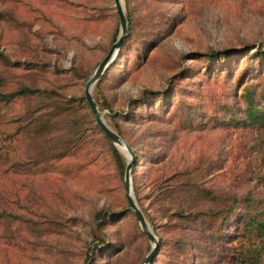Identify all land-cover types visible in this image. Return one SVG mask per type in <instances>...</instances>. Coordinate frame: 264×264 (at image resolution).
Returning a JSON list of instances; mask_svg holds the SVG:
<instances>
[{
  "label": "rangeland",
  "instance_id": "rangeland-1",
  "mask_svg": "<svg viewBox=\"0 0 264 264\" xmlns=\"http://www.w3.org/2000/svg\"><path fill=\"white\" fill-rule=\"evenodd\" d=\"M121 3L128 52L99 83L109 109L94 97L100 78L92 95L136 156L134 197L159 241L153 264H264V240L239 226L248 200L249 212L264 209V124H235L242 113L223 109L240 104L236 80L252 53L264 74V0ZM119 28L114 0H0V264H139L149 252L125 169L82 98ZM23 86L53 93L1 98ZM26 117L30 127L50 120V131L27 135ZM76 120L82 145L54 161L66 170L42 172L41 156L68 144Z\"/></svg>",
  "mask_w": 264,
  "mask_h": 264
},
{
  "label": "trees",
  "instance_id": "trees-1",
  "mask_svg": "<svg viewBox=\"0 0 264 264\" xmlns=\"http://www.w3.org/2000/svg\"><path fill=\"white\" fill-rule=\"evenodd\" d=\"M126 18L128 19V16ZM128 36L126 37L122 46L120 47L114 61L123 59L126 56V54L128 52L126 49V46H127L126 42H127ZM153 42H155V40H153L151 42V44ZM250 50L251 49L246 50L247 51L246 54L249 53ZM223 52L224 53L219 54V56H222V57L228 56L229 57V56H234L236 53H238L234 49L228 50L227 53H226V50ZM256 52H263V50H262V48H258L256 50ZM216 54L217 53H213V56L214 55L216 56ZM213 56H210V57H213ZM262 57L263 56L254 55V53H252V55L249 57V60L247 62L248 65L242 67V69L240 70V73L238 74V78L236 80L237 85L239 83H241L242 78L244 79L243 84H241L243 86H241L237 92V96H238L237 98L239 99L240 104L237 106L234 104L229 105L228 103H226L223 107L225 112H227V113L232 112V115H235V109L238 110L240 113H242V116H241L242 118L232 117V119H230L231 121H234L235 124H241L242 123L245 125H252V126H256V125L261 126L262 124H264V108H260V106H259L260 105L259 103L264 104V84H262L260 86H255L253 84V83H256L257 81H259V82L262 81L264 83V74L261 75L262 73L260 72V68L258 69L257 72H254L252 70V66H250L254 62H259ZM105 73H107V72H105ZM105 73L103 74L102 78L105 76ZM102 78H100V80L95 85L94 97H95L97 103L102 108H108L109 109V106H108V104H107V102H106V100H105V98L101 92L100 86H99V83L102 82ZM240 89H242L241 93H240ZM35 93L41 94L42 96H45L46 94L52 95L53 91H47L45 89H36V88H30V87L23 86V87L17 88L16 90H14L12 92H9L7 94H2L1 98L5 101H9V100L15 99L16 97H19V96H28V95H32ZM82 98H83V100H85L84 96H82ZM133 103H135V102H133ZM139 104L140 103H138L136 105H139ZM142 104H144V103L141 102L140 105H142ZM132 105H134V104H132ZM56 108H57V106H56ZM90 115L92 116V113H90ZM122 115H123V113H122ZM233 119H235V120H233ZM24 120L29 122L28 125H27V123H25V125H24L25 128L22 126L25 129L26 134L29 136L30 135L32 136V134L34 135L35 133H39V134L43 133L44 134V133L50 131V127H49L50 126L49 125L50 120L38 117L33 122H39V123H35L32 127H30V125L32 123L31 119H28L26 117ZM113 123H114V125H112V128L116 132L121 134L119 131V127L116 124V122H113ZM70 126H71V131H70V134L68 133V135H69L68 144L66 142H64V146L62 147V149H60V151L54 157H50V155H48V154L41 156V158H46V159H42L41 161H39V164H36V165H41L40 168H41L42 172H53V171H55V169H59L60 166H61V170H66L64 165L54 163V161H57L59 159H62L64 157L68 156L69 152H71V151L74 152L75 148L77 149L78 146L82 145L83 140H84V136H85V133L87 130V128L84 126L82 120H76L75 122H72V124H70ZM93 128L98 133H100L101 136L105 140H107L109 142L111 154L114 157L115 162H117L120 171L123 172V170L125 169V160H124V157L122 156V154L120 153V151L109 141L110 139L108 138V136L96 124H93ZM18 134H19L18 131L14 132V134H13V137H15L14 141L20 140L21 135H18ZM0 155H4V154H0ZM7 160H8V158H7ZM3 165H5V164H3ZM14 165L15 164L13 163V165H11L10 167H12ZM22 165H23V163L20 164V166H22ZM33 167L28 168V169H33ZM23 171L26 173L28 172L26 168H24ZM249 202L250 201L248 200V202L246 203L247 211L245 214H243V216H241V218L239 220V226H240L241 222H243L244 223L243 229L247 233L252 232V233H254V235H256L257 237H260V239L264 240V209H262V210L257 209L256 212H249L248 211L250 208ZM227 212L234 213L233 206H230L228 208ZM223 217H225V214ZM100 218H103V215L98 212L96 214V219L100 220ZM98 239L101 241V244H94L95 252H97L100 249L99 247L101 245L103 246L105 244V239L101 238V236H99ZM179 249H180L179 250L180 252L184 253L183 248H180V246H179ZM155 257L156 256H154V259L150 264H153L154 260L156 259ZM90 258H91L90 255L87 256V261H89ZM181 261H182L181 264H186L184 259ZM239 261H240L239 262L240 264H247L245 257L244 258L240 257Z\"/></svg>",
  "mask_w": 264,
  "mask_h": 264
},
{
  "label": "water",
  "instance_id": "water-1",
  "mask_svg": "<svg viewBox=\"0 0 264 264\" xmlns=\"http://www.w3.org/2000/svg\"><path fill=\"white\" fill-rule=\"evenodd\" d=\"M115 2V9L118 14L119 18V33L116 40L110 46L108 52L103 57L101 62L97 65L95 70L91 73L88 80L85 83V99L88 104V107L94 117V121L96 125L108 136L110 141L121 150V148H125L126 152L122 151L126 157L127 162L125 166L124 172V193L128 202L129 209L132 210L135 214V217L140 225L141 230L147 235L150 243L151 248L143 260L139 264H150L154 255L157 252L159 241L156 238V235L151 230L150 226L146 218L144 217L142 211L140 210L139 206L136 203L134 192L132 188V170L135 163V154L129 144L124 140L117 132H115L105 121L103 117V112L100 110L98 104L96 103L95 99L92 95V89L98 79L107 71V69L112 64L113 60L115 59L120 47L122 46L124 40L128 36V25L126 16L124 13V8L122 6L121 0H114Z\"/></svg>",
  "mask_w": 264,
  "mask_h": 264
},
{
  "label": "bare ground",
  "instance_id": "bare-ground-1",
  "mask_svg": "<svg viewBox=\"0 0 264 264\" xmlns=\"http://www.w3.org/2000/svg\"><path fill=\"white\" fill-rule=\"evenodd\" d=\"M122 151L126 152V149L125 148H121Z\"/></svg>",
  "mask_w": 264,
  "mask_h": 264
}]
</instances>
